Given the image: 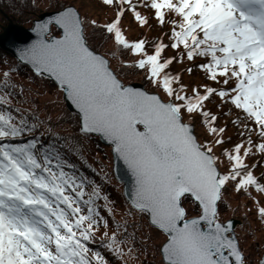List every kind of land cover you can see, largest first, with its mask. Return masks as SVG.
<instances>
[{"label": "snow or ice", "instance_id": "snow-or-ice-1", "mask_svg": "<svg viewBox=\"0 0 264 264\" xmlns=\"http://www.w3.org/2000/svg\"><path fill=\"white\" fill-rule=\"evenodd\" d=\"M103 3L120 6L116 19L104 28L114 34L116 43L143 54L136 66L147 69L148 79L163 89L167 101L124 86L109 62L89 47L84 21L73 7L37 24L39 39L23 49L22 56L65 87L82 114L84 133H100L114 144L115 153L135 177L134 206L168 234L161 246L167 264H245L239 242L231 235V222H218V202L229 182H234L236 191L254 187L264 193V184L244 163L253 147L264 153V140L255 144L251 138L252 132L264 138V0H141L154 10L158 23L172 25L171 42H157L151 54L145 40L130 44L119 27L127 10L134 12L141 25L148 24L133 0ZM49 25L62 29V35L49 41ZM169 47L178 56L162 60ZM184 57L189 61L207 58L198 65L207 77L217 83L222 77L224 85L231 81L233 86L205 85L203 92L197 87L189 94L179 75L165 71ZM214 94L255 125H245L249 147L243 157L244 143L224 150L231 162L227 174L219 171L212 147L200 143L184 122L185 113H198L207 132L216 137L214 143L222 145L225 129L215 126L218 117L204 103ZM0 102H6L5 98L0 97ZM13 120L11 113L0 111V141L25 131V121L18 126ZM233 123L239 124L240 118ZM35 149V140L0 142V264H106L99 252L89 255L87 244L101 219L95 206L99 190L86 193L82 178L78 182L63 170L62 163H53L59 160L58 154L45 150L40 158ZM189 196L200 207L197 218H186L183 201ZM258 211L264 218V207ZM121 243L112 233L107 247L122 257Z\"/></svg>", "mask_w": 264, "mask_h": 264}, {"label": "trees", "instance_id": "trees-1", "mask_svg": "<svg viewBox=\"0 0 264 264\" xmlns=\"http://www.w3.org/2000/svg\"><path fill=\"white\" fill-rule=\"evenodd\" d=\"M75 1L76 0H49L46 10H58L69 5L75 6ZM86 1H89V4L93 3L96 5V8L92 9V13L98 16L92 17L93 14L87 15L82 11V15H84L86 19L88 17L90 20L89 31L85 34L89 45L97 51L102 52L105 46H108L112 40V42H114L117 46L119 52L125 51L128 53V56L125 58L122 57L124 63L123 66L131 71L132 74L131 76L123 79L127 81H134L140 76L144 84L148 85L149 88H147L150 91H160L164 97H167L162 88H157L148 79L147 69H140L136 66V62L143 58V55L138 54L129 48H124L123 46L116 43L114 34H109L104 28V25L113 22L116 19L120 6L105 5L103 0ZM133 3L137 5L136 11H139L142 16L147 17L148 21L151 20V22L149 25H141L140 22L136 20L132 10L125 11L123 16L120 18L119 25L125 39L130 44L139 40H145V48L149 54L154 52V46L157 42L162 41L163 43L167 42L166 44H169L171 42L170 29L172 25L169 23H165L164 25L158 23L154 16V10L144 7L143 3H141V0H133ZM124 7L126 8L127 5ZM46 10L41 9L36 4L35 0H0V25L7 23L6 15H8L14 17L16 22L30 26L33 24V20L41 12ZM106 13L107 15H104ZM92 21H96V24H92ZM85 27L88 26L85 25ZM52 29L55 33L59 34V30L57 28L54 27ZM1 31L2 30L0 28V32ZM134 34H136V36ZM171 56H178V52L176 49L169 47L162 53V60ZM7 60H11L14 63V67L18 71L19 75L24 74L26 76L43 77L56 85L50 78L41 74H36L26 64L18 61L10 52L0 47V66L7 64ZM206 61L207 58L205 57H198L193 61H189L186 57L183 59L178 58L165 71L171 73L172 75H179V83L188 86L189 94H191L192 88L197 87H199L203 92L205 85L217 89L231 88L233 86L231 81L228 85H224L222 77L219 78V83L212 81L207 77L206 73L198 67L200 63H204ZM188 69H191V71H188ZM10 80V77H0V97H4L6 101L0 102V111L11 113V115L14 117L13 123H16L18 126H20L21 120L25 121L26 129L20 136L15 138H6L4 141L0 142L25 144L35 140V151L37 152L38 157L42 158L45 150H47L49 153L58 154L59 160L54 159L53 163H62L64 165L63 170L69 175L77 177L78 182L79 179L82 178L85 181L84 191L86 193L91 194L94 189L99 190L100 198L95 200V206L98 209L99 217L101 219L99 225L96 227L93 238L87 242L88 247L91 250L89 255L99 252L104 257L106 264H121L120 260H122V257L107 247L109 238L105 236L106 231L103 229H113L116 234H119L120 241L123 242L131 238L132 246H128L126 243H124L125 246H123L122 243L120 244L123 252L126 251L128 254H130L132 251L129 252V249H132L133 245L138 247L139 243L142 241V238L138 231L131 227L130 223L124 219L122 221L115 216L116 209H121L127 204L129 210H136V212H138L142 218H146V221L144 222L152 225L149 223L150 221L148 214L137 210L128 202L124 192L118 191L117 184L111 181V178L115 177L114 173L103 171V169H100L94 163H92L88 159L84 147L78 139V144H75L71 141L66 144L67 141L64 134L54 132V128L52 126H49L48 124L45 125L44 122L37 119L34 115L23 113L22 107H24V104L22 102H28L32 100L33 97L30 96V91L25 92L23 86L20 85L18 88L16 85L10 82ZM5 81H7V86H4ZM173 86L179 88V84H174ZM29 90H31V88ZM167 99H169V97H167ZM204 103L206 110L218 117L217 121L215 122V126L225 129L224 133L221 134L224 141L222 145L214 143L216 137L207 132L206 125H204L202 117L198 113H185L184 119H191L193 121L194 131L197 138L202 144L212 147L213 152L217 155L220 162L221 173L227 174L229 171H231V162L228 161L227 157L224 155V150L228 149L231 151L236 144L244 143V148L241 149V156L243 157L244 150L249 147L247 144L249 134L245 128V125H247L248 128H254L255 125L252 124L251 121L243 118L244 114L241 110L236 109L231 103L225 102L218 95L214 94L208 101H205ZM65 109H67L68 114L61 121L63 123L67 122L68 124L74 123V112L70 111L68 108ZM75 115L76 117L78 116L77 114ZM238 117L240 118V123H233ZM79 133L81 134V137L90 140L91 143H95L96 147L102 146V141L98 136L84 133L82 130H79ZM241 133H243V135H241ZM251 138L255 144H259L262 142V140H264V138L259 137L256 132L251 133ZM80 146H82L84 152L80 149ZM244 163L248 165L249 170H251L252 173L258 178L259 182L264 184V153H261L257 148L253 147L251 153L247 157H244ZM231 193L235 194L236 199L246 198L248 200L249 204L251 205L250 209L253 211L252 214L255 216V219L262 222L264 240V218L259 215L258 211L260 207H264V193L258 192L254 187H249L247 191H236L234 182H229L223 189L221 201L224 202L221 204L219 203V210L222 206L224 211L227 210L229 204L224 200V195ZM87 198L88 196L86 195L85 199ZM184 200L191 201L197 208H199L198 204L193 202L190 197H187ZM254 203L255 208L252 206ZM243 219L245 221H249L247 218L243 217ZM104 221H107V225H105ZM140 221H143V219ZM125 224L127 228L125 227ZM152 227L157 231H161L153 225ZM157 247L161 248L159 246ZM137 255L138 252L134 253V256ZM127 262L129 261H125L123 264H128ZM165 263L167 264V262Z\"/></svg>", "mask_w": 264, "mask_h": 264}, {"label": "rangeland", "instance_id": "rangeland-1", "mask_svg": "<svg viewBox=\"0 0 264 264\" xmlns=\"http://www.w3.org/2000/svg\"><path fill=\"white\" fill-rule=\"evenodd\" d=\"M35 1L41 9L46 10L49 0ZM88 2L89 1L86 0L75 1V7H79V11L81 10L80 12L84 21V26H88L85 27V34L89 31L90 20L88 19V17L86 19L82 14L84 12L87 15H91L93 14L92 9L96 8V5H94L93 3L89 4ZM107 13L104 15H107ZM92 17L98 16L96 14H93ZM150 22L151 20H149L148 25ZM51 33L55 35L58 34L55 33L53 29ZM134 35L136 36V34ZM102 53L108 57L110 66L116 72L118 78L122 81V84L124 86L132 82H138L141 83L145 90H147L148 92L157 93L165 101L168 100L167 97H164L160 91H150L148 89V85L144 84L140 76L137 77L134 81H127L123 79L131 76L132 74L131 71L123 66L124 63L122 57L125 58L126 56H128V53L125 51L119 52L117 46L114 42H112V40L108 44V46H105ZM6 63L7 64L0 66V77L5 76L4 73H8L6 77L11 78L10 82H12L18 88L20 87V85L23 86L24 91H30V96L33 97V99L28 102H22L24 104V107H22L23 113L34 115L37 119L44 122L45 125L48 124L49 126H52L54 128V132L64 134L66 136V144L69 143V141L78 144V139L83 145L88 159L92 163H94L100 169H103V171L114 173L113 153L111 145L101 142L102 146L96 147L95 143H91L90 140L81 137V134L79 133V130H81L80 120L79 116L76 117L75 112L74 123L68 124L67 122L63 123L61 121L68 114L67 109H65L67 107L63 97V89L54 85L43 77L26 76L24 74L19 75L18 71L14 67V63L11 60H7ZM30 88L31 90H29ZM188 120L192 122L191 119ZM186 121L187 119H184V122ZM88 134L98 136L92 133ZM80 149L83 151L82 146H80ZM111 181L117 184L118 191L123 192V182L119 181L116 176L112 177ZM224 200L227 201L229 205L226 211H224L223 206L220 207L219 210V203L221 204L224 201L218 202V221L224 222L225 220L232 217L241 220V222L237 224L235 232L239 240V246L245 254V264H259V261L264 253L262 222L255 219V216L252 214L253 211L250 209L251 205L246 198L236 199L235 194L231 193L224 195ZM183 205L186 210L188 209L186 218L194 217L200 214V207L197 208L191 201L184 200ZM252 206L255 208V203L252 204ZM115 216L122 221L124 219L128 223H130L131 227L137 230L142 238V241L141 243H139L138 247L133 245L132 252L130 254H128L126 251L123 252L124 254L121 258L122 260H120L121 264H123V262L125 261H129L127 262L128 264H166L162 260L160 248L157 247H161L160 245H162L168 237V235L163 230L157 231L152 227V225L144 222L146 221V218H142L139 213L136 212V210H129L127 204L124 205V207L121 209L117 208ZM243 217L247 218L249 221H245ZM142 219L143 221H140ZM103 230L108 233V238L111 237L112 233H115V231L110 228ZM116 238L120 241L119 234H116ZM131 241L132 239L130 238L127 241L123 242L122 245L125 246L124 243H126L128 244V246H132ZM137 252L138 255L134 256V253Z\"/></svg>", "mask_w": 264, "mask_h": 264}, {"label": "water", "instance_id": "water-1", "mask_svg": "<svg viewBox=\"0 0 264 264\" xmlns=\"http://www.w3.org/2000/svg\"><path fill=\"white\" fill-rule=\"evenodd\" d=\"M68 7H73L76 10H78L75 6L69 5V6H66L62 9H59V10L43 11L37 16V18H35L33 20V26H31V27H26L25 25L16 22L14 17L6 15V18L8 19V23L5 25H1L2 31L0 32V47L4 50L10 52L15 58H17L21 63L26 64L35 73L43 74V75L49 77L60 88H62L63 89V96H64V100L66 102V105H67L69 110H71L72 112H75L79 115L80 127H81V125H82V114L79 112V109L76 107V105L73 103V101L68 98L67 91H66L65 87L62 86L59 83V81H57L55 79V77L50 75L49 73L38 72L35 69V67L33 66V64L26 57L22 56V50L31 46L33 43H35L39 39V35H38L37 31H35L36 25L47 22L48 20L57 16L59 14V12L65 10ZM78 12H79V10H78ZM79 14L81 15L80 12H79ZM52 26H54V25L48 26L49 30L46 34V37L48 36L49 33H51ZM55 27L61 32V35H62V29H60L58 26H55ZM60 36L53 34L50 38L47 37V39L49 41H51L52 39L59 38ZM89 47H90V45H89ZM91 49L96 54L103 56L109 62V59L105 55H103L100 52H96L93 48H91ZM109 66H110V64H109ZM110 68H111V66H110ZM112 71L115 73V71L113 69H112ZM121 83H122V81H121ZM125 86L126 87H132V88L138 89V90H142V91H145L149 94L159 95L157 93L148 92L147 90H145L143 85L141 83H138V82H132V83L127 84ZM185 123H188L190 125V127L193 129V134L195 135L194 123L189 121V120H187ZM92 134L98 135L100 137V140L103 143L109 144L112 146L114 174L119 181L124 183V194H125L126 198L128 199V201L134 206L133 197L135 195V177H134L132 171L130 170L128 165L125 163V161L115 153L114 144H112L109 140L105 139L104 136L100 133H92ZM219 171H220V169H219ZM197 217L198 216L188 218V219H193V218H197ZM149 220H150V216H149ZM229 221L231 222V235L238 240L236 232H235V228H236L237 224L241 222V220L238 218H229L224 222H220V221L219 222L223 223V224H227ZM201 227H204L203 223L201 224ZM238 242H239V240H238ZM239 248H240V246H239ZM240 251L242 252L241 248H240ZM161 253H162V248H161ZM242 254L244 256L243 252H242ZM163 259L165 262H167L166 259L164 258V256H163ZM232 259L234 260V258H232ZM259 264H264V254H263L262 259L259 261Z\"/></svg>", "mask_w": 264, "mask_h": 264}]
</instances>
